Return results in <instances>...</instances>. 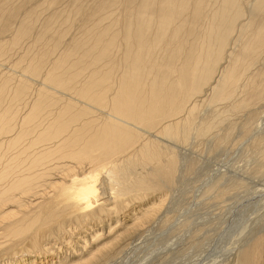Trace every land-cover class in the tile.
Returning <instances> with one entry per match:
<instances>
[{
    "label": "bare ground",
    "instance_id": "1",
    "mask_svg": "<svg viewBox=\"0 0 264 264\" xmlns=\"http://www.w3.org/2000/svg\"><path fill=\"white\" fill-rule=\"evenodd\" d=\"M13 52L19 73L0 70V264H105L157 216L161 202L140 199L173 187V143L219 130L217 149L244 111L248 135L264 0H0V59ZM254 151L260 176L264 137ZM237 258L264 264V233Z\"/></svg>",
    "mask_w": 264,
    "mask_h": 264
},
{
    "label": "rangeland",
    "instance_id": "2",
    "mask_svg": "<svg viewBox=\"0 0 264 264\" xmlns=\"http://www.w3.org/2000/svg\"><path fill=\"white\" fill-rule=\"evenodd\" d=\"M17 54L13 52V56L1 58L0 70L17 75L20 71L14 66ZM251 110L256 116L250 122L248 135L242 136L239 126L247 121L248 113L239 112L232 116L238 130L235 129L232 138L217 149L214 142L219 138V130V135L217 131L213 133L217 137L211 135L201 141L191 138L188 145L173 143L172 148L179 157L173 187L140 199L143 203L158 205L161 202L157 216L134 237L138 238L124 244L126 247L115 255L116 259L105 264L238 263L241 249L253 237L264 233V172L259 176L254 170L256 161L261 158L254 151V142L264 137V99ZM129 205L127 209L117 211L122 223L127 211L130 208L137 210L139 204L133 201ZM104 225L99 229L103 231L101 241L111 237ZM85 233L83 235L88 239L90 232ZM74 245L77 248L81 243ZM61 248L65 251L66 247Z\"/></svg>",
    "mask_w": 264,
    "mask_h": 264
}]
</instances>
